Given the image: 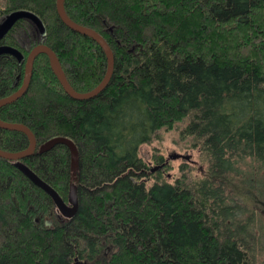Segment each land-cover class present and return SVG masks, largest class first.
I'll list each match as a JSON object with an SVG mask.
<instances>
[{"label": "trees", "instance_id": "obj_1", "mask_svg": "<svg viewBox=\"0 0 264 264\" xmlns=\"http://www.w3.org/2000/svg\"><path fill=\"white\" fill-rule=\"evenodd\" d=\"M56 2L0 0V17L28 11L45 29L41 41L19 17L0 37L20 53L0 52V99L22 86L40 42L76 93L104 79V49L68 27ZM63 9L105 39L113 70L101 92L75 99L41 52L24 94L0 106L1 122L34 138L29 155L0 156V264H264V187L249 165H264V0H63ZM175 128L202 173L182 162L168 179L156 149L153 171L140 156ZM29 145L22 130L0 127V151ZM23 165L65 201L75 184L74 216L59 219Z\"/></svg>", "mask_w": 264, "mask_h": 264}, {"label": "water", "instance_id": "obj_2", "mask_svg": "<svg viewBox=\"0 0 264 264\" xmlns=\"http://www.w3.org/2000/svg\"><path fill=\"white\" fill-rule=\"evenodd\" d=\"M56 8H57V12H58L59 17L68 27H70L71 29H73L75 31L81 32L82 34H86V35L91 36L96 42H98L102 46V48L104 49V51L106 53L107 59H108V69H107V73H106L104 79L93 90H91L87 93H83V94L76 93L75 91H73V89L70 87V85L66 81L65 76L62 72L61 66H60L58 60L56 59L53 51H51L44 43L40 42L29 50V53L25 59L24 79H23L22 86L12 95L5 97V98H1L0 99V106L12 102V101L16 100L18 97H20L22 94H24V92L26 91V89L28 87L30 78H31L33 61H34L35 57L41 52H44L48 55L55 74L58 76V78H59L61 84L63 85L64 89L66 90V92L71 97H73L75 99L91 98V97L95 96L96 94H98L99 92H101L106 87V85H107V83L111 77L112 70H113V55H112L111 49L108 46L107 42L99 33L95 32L93 30L87 29L83 26L77 25L74 22H72L66 16V14L64 12L63 0H57ZM25 16H26V19L30 20L33 23L35 30H36V33L40 37L42 34L40 32L41 30H39V27H37L35 24L38 21L37 15L27 11ZM17 18H19V17H17ZM15 20L12 22V24L15 22ZM11 25L8 27L7 24H4L2 27H0V37L7 32V30L11 27ZM3 51H8L10 53H13L17 58H19V56H20L19 51L14 49V48H11V47L0 46V52H3ZM0 127L5 128V129L22 130L23 132H25L27 134V136L29 137V140H30V145L26 150H24L22 152H18V153H7V152L0 151L1 157H4L6 159H10V160H18V159H21V158L29 155L32 152V150L34 148V138H33L32 133L25 126L13 125V124H8V123H4V122L0 121ZM71 148H72L73 155H75L76 151H75V147L73 146V144L71 145ZM177 158L189 159L190 156L189 155H182V154H178V153L170 154L165 159V163H167L170 159H177ZM159 167H162V165L155 166L151 171H153ZM21 168L37 186L42 188L52 198V201L54 203L55 208L57 209V211L60 213V215L63 218L68 219V218H71L72 216H74V214L77 210V206H78V199H77V193H76L77 192V186L75 184H71L69 186L68 197H67V200L65 201L57 194V192L51 186H49L47 183H45L43 180H41L33 171H31L25 165L21 166Z\"/></svg>", "mask_w": 264, "mask_h": 264}, {"label": "rangeland", "instance_id": "obj_3", "mask_svg": "<svg viewBox=\"0 0 264 264\" xmlns=\"http://www.w3.org/2000/svg\"><path fill=\"white\" fill-rule=\"evenodd\" d=\"M26 13L27 11L17 10L0 17V27H2L4 24H7V26L9 27L17 17L22 16L26 18ZM37 20L38 21L35 24L37 27H39V30H41L40 32L42 33L40 37H37L39 38V40H43L45 36L44 25L38 16ZM154 149H156L157 152L159 154H162L165 158H167L168 155L174 153L190 156L189 159L177 158L169 160L171 169L169 171L163 170L168 179H172L173 176L178 173L179 165L182 162L189 164L191 167H194L197 173H202L205 168V163L202 161L198 149L191 148L190 140L188 138H181L178 128L172 130H161L157 139H154L150 144H143L140 146V156L143 157L145 161H147L152 166V169L157 166L156 163L152 162L153 159L151 157ZM243 164H246L245 161ZM249 165H252L255 168V171L257 173L255 176V180H257V182H260V184L264 187V165H262V163H249ZM242 167L244 168L245 166L242 165ZM259 205L257 206L259 208V211L261 212V218L264 222V193L261 194ZM54 213L59 219H62V216L56 208L54 210Z\"/></svg>", "mask_w": 264, "mask_h": 264}]
</instances>
